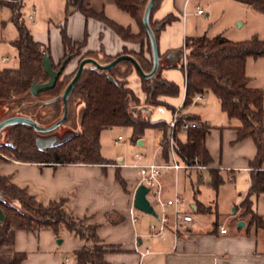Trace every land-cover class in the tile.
<instances>
[{"label": "crops", "instance_id": "0c3cea01", "mask_svg": "<svg viewBox=\"0 0 264 264\" xmlns=\"http://www.w3.org/2000/svg\"><path fill=\"white\" fill-rule=\"evenodd\" d=\"M25 1L23 0V5ZM62 1L63 21L58 20L55 28L48 31V36L54 33V54L51 53L50 39H45L43 33L37 34L27 28L33 40L48 49L52 65H56L64 55L60 34L63 25L72 41L84 42L81 49L83 53H99L102 50L104 55L115 57L125 49L136 52L140 50L138 44L123 41L105 22L92 17L86 18L72 8L66 12L68 0ZM229 1L235 5L249 7L236 0ZM204 2L205 0H160L152 16L153 21H161L168 15L176 18L160 30L157 48L160 77L175 84L178 93L176 96H162L160 101L165 105L153 107L148 114L149 121L168 124L173 112L180 109L182 115L193 116L199 123L208 127L205 148L211 163L207 168L180 169L178 172L163 170L160 176L163 200H171L175 194L180 195L185 200L182 211L193 219L190 224L179 230L176 245L170 233H166L163 240L149 237L151 222L142 218L139 215L141 212L133 207V196L138 181L137 170L131 167L136 162L135 155L142 154V163L169 161V158L165 161L162 156L163 146H158V141L163 138L160 128L145 130L136 144L130 141L131 129L124 128L129 131V146L126 153L118 154L114 159L102 154L101 136L108 129L101 131L100 155L110 164L54 165L23 163L8 158L0 162V176L7 178L17 188L25 190L43 205L64 199L66 207L76 217L96 225L99 240L110 249L104 256L108 264H264V230L249 225L248 220L239 217V204L245 199L250 188V164L257 152L253 140H237L239 122L227 117L221 110L219 100L211 92L205 93L200 100L195 97L192 104L183 109L185 78L180 63L186 40L201 36L224 37L225 34L223 30H212L211 23H200V17L210 16L196 13L198 8L203 10L201 4ZM36 4L40 5L38 0L30 3L29 15H32L30 21L33 25L34 17L38 15ZM84 6L96 14L102 13L107 20L117 25L128 27L133 34L138 33L135 21L119 10L113 0H84ZM22 10L23 6L21 13ZM123 13L128 15V18ZM10 17L9 8L0 5V46L8 44L13 48L11 42L16 39L17 32L10 22ZM22 18L24 20L23 13ZM235 18L237 21L240 17L237 15ZM243 40L241 35H235L231 39L232 42ZM0 55L4 54L0 51ZM16 66L17 64L14 67L5 65L3 69ZM77 67L78 62L73 59L66 66L64 73L70 74ZM126 81L127 87L139 99L140 104L144 105L145 94L142 92L137 72L133 70ZM250 82L249 78V86ZM82 112L83 105H80L77 118ZM186 133L179 132L178 137L184 140ZM123 140L122 137L121 141ZM210 168L218 170L225 180L217 189L208 184ZM262 170L264 171V162ZM117 173L124 181V188L116 179ZM198 177H201L200 181ZM263 196L264 194L258 198L252 197V210L264 221V213L259 212L258 206L259 198ZM227 211L230 213H226ZM213 214L218 217L214 219ZM239 222H243L244 226L239 227ZM219 227H223L224 231L221 232ZM58 240L60 244L57 243ZM82 245L77 236L67 231H61L58 237L49 230H18L14 234V250L25 254L23 264H62L65 257L69 258L68 264H75L73 254ZM146 252L149 253L145 254Z\"/></svg>", "mask_w": 264, "mask_h": 264}, {"label": "trees", "instance_id": "16d2710c", "mask_svg": "<svg viewBox=\"0 0 264 264\" xmlns=\"http://www.w3.org/2000/svg\"><path fill=\"white\" fill-rule=\"evenodd\" d=\"M149 0H113L115 6L128 14L138 26V33L133 34L128 27H122L107 20L102 13L96 14L84 6V0H68L69 8L79 11L86 18L92 17L108 24L125 42L138 44L139 51L124 50L115 57L101 52H82L84 42H74L67 36L64 25L61 27V41L64 55L56 65L69 58L68 63L78 58V64L84 59H93L100 65H106L121 55H129L138 63L141 70L148 74L152 70L151 48L148 35L142 23L145 7ZM247 4L255 11L264 14V0H236ZM160 0H155L149 16V26L154 37L176 18L166 16L161 21H153L152 16ZM0 5L9 8L10 22L16 29L17 36L11 42L16 50L17 66L0 71V103L5 107L1 119L11 116H23L32 119L40 127L46 128L57 122L63 115L61 95L74 77L77 68L70 74L59 77L54 87L32 95V84H43L48 81L42 60L49 55L48 49L35 42L24 24L21 9L23 0H0ZM187 51L186 69L180 63L185 75V98L183 109L189 107L194 98L211 92L220 102L221 110L232 120L239 122L237 140L251 138L256 146V156L250 167V188L245 199L239 204V217L249 221V225L264 230V221L252 210V197L264 194V96L261 90L249 86V78L245 74L247 59H264V41L253 37L247 41L232 42L221 36L189 38L185 42ZM101 53V55H100ZM148 55L149 57L147 58ZM66 68V67H65ZM135 70L131 62L124 61L109 71H101L87 65L67 100V118L63 125L72 126L75 122L76 109L83 105L79 123V132L55 143L45 149L36 146V139L48 134H38L26 125H14L5 128L0 136L4 143L0 144V152L8 159L23 163L45 164H110L100 155L99 136L101 131L114 127L130 128V141L136 144L145 130L160 128L162 137L166 138L168 124L151 123L148 114L153 107L165 105L162 96H176L178 88L171 82L161 79L159 66L151 79H142L141 89L145 94L144 105L132 90L127 87L126 78ZM146 107L148 111L142 109ZM182 121L195 122L196 127L186 133L184 140L178 137ZM75 124V123H74ZM208 127L199 123L193 116L182 115L175 130L176 154L179 161L186 165L198 163L208 166L211 159L205 148V137ZM162 156L168 161L166 145L162 148ZM5 161L0 158V162ZM209 186L217 189L224 183V178L216 169L210 168ZM116 179L124 188V181L116 174ZM201 180V177H198ZM0 207L5 214V221L0 223V264H23L25 254L14 250V234L18 230L39 232L52 231L58 237L61 231L77 236L83 243L74 252L75 264H108L104 256L110 251L97 236V226L79 219L70 211L65 200L43 205L25 190L19 189L0 176ZM17 202L21 210L12 205Z\"/></svg>", "mask_w": 264, "mask_h": 264}, {"label": "rangeland", "instance_id": "374dc122", "mask_svg": "<svg viewBox=\"0 0 264 264\" xmlns=\"http://www.w3.org/2000/svg\"><path fill=\"white\" fill-rule=\"evenodd\" d=\"M34 0H26L23 5V16L24 22L27 28L29 27L30 30H34L37 34L44 35L45 39H50L51 43V53H55V46H54V36L53 32L50 33L48 36V31H51L57 25V21H63V12H64V1L61 0H38L40 5H35L38 9V15L34 18V25L33 22L28 20V16L30 14L31 6ZM37 2V1H36ZM202 11L205 14H209V18L205 15L200 17V23L202 25H207L209 23L212 24V30H223L225 31L224 37L226 40L231 41L232 37L235 35H241L243 37V41H247L252 39L253 37L258 38L259 40L264 41V14L259 13L249 7H244L242 5H235L229 0H205L204 3L201 4ZM36 9V10H37ZM124 14V13H123ZM239 16L238 20L236 21L235 17ZM128 18V15H125ZM23 19V18H22ZM50 20V21H49ZM242 24V25H241ZM12 26V25H11ZM13 32L15 30L13 26L11 27ZM208 35V34H206ZM5 43V42H3ZM7 43V42H6ZM0 51L4 55H8L9 61L7 62V67H14L17 64V58L15 50L9 46L1 45ZM78 62V58H75ZM246 75L250 78V87L256 88L261 90L264 96V59H253L250 58L247 60L246 67H245ZM65 74V73H64ZM80 106V105H79ZM76 109V116L77 117V110ZM5 110V107L2 103H0V120L1 114ZM82 115V114H81ZM81 115L78 118H75V124L73 123L72 126L62 125L50 135L46 136V138H53L55 143L62 142L67 137H70L79 132V123ZM129 131L124 128L114 127L110 128L107 131L103 132L101 136L102 141V154L110 157L112 159L115 158L116 155H123L127 152L129 146V139H128ZM118 136L123 137V141H120L118 144H114V141L117 139ZM43 138V137H42ZM4 143V136H0V144ZM128 154V153H127ZM0 158L4 159L7 158V155L3 152H0ZM162 175V173H161ZM12 205L16 206L17 209L21 210L19 204L17 202H11ZM259 212L264 213V196L259 198L258 201ZM232 211V209H231ZM226 213H230L227 211ZM142 218L148 219L151 224H156V220L153 217L148 215L139 214ZM218 215L213 214V218H217ZM255 226V225H254ZM256 227V226H255Z\"/></svg>", "mask_w": 264, "mask_h": 264}, {"label": "built area", "instance_id": "2783aa9c", "mask_svg": "<svg viewBox=\"0 0 264 264\" xmlns=\"http://www.w3.org/2000/svg\"><path fill=\"white\" fill-rule=\"evenodd\" d=\"M196 13L198 15H203V11L199 8L196 10ZM28 18L29 20H31L32 15H29ZM186 58L187 51L184 46L181 54V64L184 69H186ZM8 61L9 57L0 55V71ZM202 98L203 96H197V99L199 100ZM181 116L182 113L180 112V109H176L173 112L172 119L168 123L167 137L162 138L158 141V146L166 145L167 147L169 158V161L167 163H142V154H136V162L131 165V167L137 170V188L139 186H144L145 188H147L148 193L146 194V199L152 206L157 216V218L155 219L156 224H150L149 226V237L163 240L166 236V233H170L175 245L178 240L179 230L184 226L190 224L193 219L189 214L182 211L181 208L185 200L180 195L175 194L171 200H163L160 185L161 173L163 170H173L174 172H178V170L180 169L205 170L207 168L206 166H202L198 163L186 165L179 161V158L176 154L175 130ZM195 127L196 123L194 122L182 121L179 129L180 132H187L188 130L194 129ZM121 140V136L117 137V139L114 141V144H118ZM219 230L223 232L224 228L219 227ZM148 253L149 252H146L145 254ZM68 262L69 258L65 257L62 261V264H68Z\"/></svg>", "mask_w": 264, "mask_h": 264}, {"label": "water", "instance_id": "95a60500", "mask_svg": "<svg viewBox=\"0 0 264 264\" xmlns=\"http://www.w3.org/2000/svg\"><path fill=\"white\" fill-rule=\"evenodd\" d=\"M154 2L155 0L148 1L145 7V10H144L143 18H142V23L145 27V30H146V33L148 35L149 42H150L151 57H152L151 72H149L148 74H145L139 67L138 63L134 60V58L129 55L118 56L112 62L106 65H100L97 61L90 59V58L84 59L80 61V63L78 64L74 77L72 78V80L70 81V83L68 84V86L65 88V90L63 91L61 95L62 104H63V115L57 122H55L53 125L49 127L42 128L30 118L23 117V116H11V117H6L0 120V133L7 127H11L14 125H26V126L31 127L38 134H49L55 131L56 129H58L60 126H62L67 118V112H68L67 100L71 92L73 91L77 81L79 80L84 67L87 65L93 66L94 68L101 70V71H109L110 69L115 67L120 62L128 61L133 64L134 69L140 78L146 79V80L151 79L156 74L159 68V53H158V48H157V42L154 37L153 31L151 30L149 26V16H150V12L152 10ZM68 61H69V58H66L65 60L61 62L60 66L56 70H54L52 63L50 61L49 55H45L42 60V66H43L44 72L48 75V81L43 84H32L30 88L31 94L37 95L40 92L52 89L56 81L59 79V77L62 75L63 71L65 70V67ZM142 109L147 111L146 108H142ZM53 144H55V141H53V138L38 137L36 139V146L40 149H45L49 146H52ZM147 193H148L147 188H145L144 186H139L136 189L134 196H133V207L137 211L145 215L152 216L156 219L157 216L152 206L146 199ZM1 198H2V193L0 192V202H1ZM4 221H5V214L0 207V223ZM238 226L243 227L244 223L239 222ZM57 243L60 244L61 243L60 240H58Z\"/></svg>", "mask_w": 264, "mask_h": 264}, {"label": "flooded vegetation", "instance_id": "af4514ba", "mask_svg": "<svg viewBox=\"0 0 264 264\" xmlns=\"http://www.w3.org/2000/svg\"><path fill=\"white\" fill-rule=\"evenodd\" d=\"M48 135H50V133ZM48 135L43 136V138H46V136H48Z\"/></svg>", "mask_w": 264, "mask_h": 264}]
</instances>
